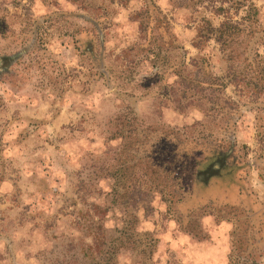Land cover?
I'll list each match as a JSON object with an SVG mask.
<instances>
[{
	"label": "rangeland",
	"instance_id": "obj_1",
	"mask_svg": "<svg viewBox=\"0 0 264 264\" xmlns=\"http://www.w3.org/2000/svg\"><path fill=\"white\" fill-rule=\"evenodd\" d=\"M107 260L264 264V0H0V264Z\"/></svg>",
	"mask_w": 264,
	"mask_h": 264
},
{
	"label": "trees",
	"instance_id": "obj_2",
	"mask_svg": "<svg viewBox=\"0 0 264 264\" xmlns=\"http://www.w3.org/2000/svg\"><path fill=\"white\" fill-rule=\"evenodd\" d=\"M223 27H224V25H223ZM222 28V27H221ZM220 31V28L219 29H217V31ZM182 144H183V142H181ZM184 144H186V143H184ZM177 147V146H176ZM177 148H180V147H177ZM236 178H238V179H240V181H242L243 182V179L241 178V176H235ZM199 180V179H198ZM198 180H194L193 181V183H195L196 181H198ZM199 181H201V179L199 180ZM202 182V181H201ZM201 182H198V183H201ZM176 183H179V181L178 182H176ZM201 184H203V183H201ZM239 188H237V191H235L234 192V194L236 195V196H239L240 194H241V192L243 193V195H245V196H250V192H249V190H247L246 189V187L244 186V188H243V186L242 185H240V186H238ZM181 188L183 189V186H181ZM184 194H185V198L184 199H187V198H190V197H192V192H190L189 190H185L184 191ZM228 197V196H227ZM230 197V196H229ZM99 229H100V226L98 227ZM89 251H90V258H91V255L93 254V247H92V245H90L89 246ZM95 250H96V254H102V252H101V246H99V245H95ZM84 255L86 256L87 255V251L85 250V252H84ZM103 264H112L111 262H109V260H107V261H105Z\"/></svg>",
	"mask_w": 264,
	"mask_h": 264
}]
</instances>
